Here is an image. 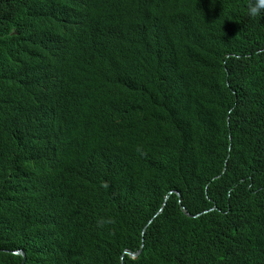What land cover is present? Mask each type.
Wrapping results in <instances>:
<instances>
[{
  "label": "trees",
  "instance_id": "obj_1",
  "mask_svg": "<svg viewBox=\"0 0 264 264\" xmlns=\"http://www.w3.org/2000/svg\"><path fill=\"white\" fill-rule=\"evenodd\" d=\"M246 1L0 0V264H264Z\"/></svg>",
  "mask_w": 264,
  "mask_h": 264
},
{
  "label": "clouds",
  "instance_id": "obj_2",
  "mask_svg": "<svg viewBox=\"0 0 264 264\" xmlns=\"http://www.w3.org/2000/svg\"><path fill=\"white\" fill-rule=\"evenodd\" d=\"M152 4H156V0H149ZM247 13L245 22L236 31H233L237 45L239 46L238 52L233 55V59H238L241 56H245L249 62V68L246 71L238 73L233 72L235 62L227 64L225 66L231 69L232 79L228 77V70H225L224 78H221V84L226 95L231 97L234 104L238 102H245L247 100L254 101L264 93V0H247L245 3ZM117 14V13H116ZM157 16H153L145 11H135L129 17L131 29H141L143 25L151 29L157 23ZM165 17L158 27L156 36L160 37V40L166 37L163 30ZM256 65L254 69L251 65ZM179 196V194H178ZM166 199V197H165ZM164 205V203H163ZM163 205L159 211L162 210ZM211 208L210 210H212ZM183 211L187 216H196L187 213L185 208ZM98 225H101L103 221H98ZM140 250L136 253H129V256L136 258ZM18 252V253H16ZM15 254H21L25 258V253L21 250L13 251ZM136 255V256H132Z\"/></svg>",
  "mask_w": 264,
  "mask_h": 264
},
{
  "label": "water",
  "instance_id": "obj_3",
  "mask_svg": "<svg viewBox=\"0 0 264 264\" xmlns=\"http://www.w3.org/2000/svg\"><path fill=\"white\" fill-rule=\"evenodd\" d=\"M16 253H18V252H16ZM132 256H136V255H132Z\"/></svg>",
  "mask_w": 264,
  "mask_h": 264
}]
</instances>
